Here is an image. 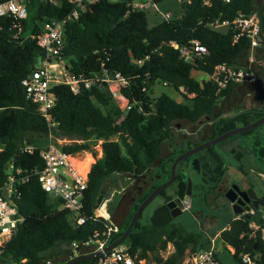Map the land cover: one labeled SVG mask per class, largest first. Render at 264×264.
Returning a JSON list of instances; mask_svg holds the SVG:
<instances>
[{
	"label": "trees",
	"instance_id": "16d2710c",
	"mask_svg": "<svg viewBox=\"0 0 264 264\" xmlns=\"http://www.w3.org/2000/svg\"><path fill=\"white\" fill-rule=\"evenodd\" d=\"M131 1L93 0L76 18L67 19L63 26L62 58L68 60V71L90 79L110 75L112 80L121 79L124 84L119 86L118 92L127 100L124 110L112 106L106 81L95 82L89 89L82 88L76 94L68 85L57 84L51 88L55 102L50 110V121H47L38 113L36 104L26 98L21 85L40 52L36 40L11 38L10 19L0 30V186L7 180L9 164L20 169V173L15 174L17 197L14 201L23 218L8 242V248L1 253L0 257L6 263L44 264L43 261L54 256L70 258L75 252L63 247L68 245H76L79 256L90 254L82 242L96 232L106 231L111 224L120 229L109 243L118 239L138 204L156 185H151L133 210L119 222L113 215L112 206L109 207V219L95 216L97 200L110 178L140 176L151 171L158 181H166L174 158L184 151L183 146L190 148L200 144L183 140L175 151L161 156L164 143L174 139L173 127L177 122L195 123L206 116H214L221 98L264 97V54L259 56L258 82L252 86L229 85L217 92L209 79H196L192 75L193 71L210 74L218 64L245 63L247 40L239 38L235 41L231 30L220 32L209 25L216 19L232 21L239 13L251 14L255 11L253 0L227 3L223 0H189L181 3V17L154 25H149L145 10L132 8ZM162 1L154 0V3ZM27 9L24 26L28 32H35L37 21L67 18L74 5L67 0H58L57 4L30 0ZM191 41L204 45L208 54L188 62L171 45L175 42L184 46ZM156 82L174 88L181 94L182 101H175L164 93L152 97ZM180 87L186 93L181 92ZM191 93L194 96L189 98L187 95ZM219 113L222 112L219 110ZM49 133L54 138L72 140L60 147L73 155L93 153L96 142L101 141L102 155L91 164L87 174L88 187L83 203L88 220L82 225L75 224L67 210L57 209L59 202L56 199L49 201L50 196L40 185L38 171L43 168V160L39 153L41 147H33L34 139ZM114 135L118 139L110 140ZM25 146H32V152H26ZM193 157L199 158L202 169L201 182L195 184V190L203 189L204 183L218 185L225 172L220 157L215 155L216 164L209 172L211 180L202 178L207 175L206 167L209 166L204 162V156L198 153ZM178 168L175 193L184 198L190 175L188 161L180 162ZM159 196L166 198V191ZM258 202L264 209V196ZM171 220L170 211L163 203L153 211L147 226H141L139 221L135 223L126 246L136 261L153 254L156 264H177L187 250L195 252L205 248L203 234L182 227L169 228ZM249 223L250 220L244 217H233L219 234L221 241L234 250L233 258L239 264V256L243 253H260L261 261H264V243L258 235L249 236ZM167 244L172 245L173 251L162 257L159 250H165ZM96 259L74 264H93Z\"/></svg>",
	"mask_w": 264,
	"mask_h": 264
},
{
	"label": "built area",
	"instance_id": "2783aa9c",
	"mask_svg": "<svg viewBox=\"0 0 264 264\" xmlns=\"http://www.w3.org/2000/svg\"><path fill=\"white\" fill-rule=\"evenodd\" d=\"M53 4H57L58 0H40ZM74 5L71 14L64 19H51L37 21V30L28 32L25 28V20L27 19L28 3L30 0H0V30L7 20H11L10 37L13 39H34L39 48V54L35 56L32 68L29 74L21 80L26 98L36 104L38 113L47 121H50V110L54 106L55 98L51 92V88L57 84L68 85L73 93H79L82 88L89 89L93 83L98 81H110L109 78L96 76L94 79L86 78L82 74H73L68 71L62 58V50L64 48L63 26L67 19L76 18L78 14L85 10L87 4L93 0H67ZM130 2L134 9H145L150 6H156L154 0H145L144 3ZM180 4L189 2V0H177ZM230 2V0H223ZM164 20H169L170 12L162 14ZM211 28L227 32L231 30L234 33V40L245 38L247 40V53L245 63L242 65H226L218 64L214 67L210 74H204L215 86L216 91L227 88L229 85L243 86L255 85L258 82V69L261 64L260 54H264V31L262 22L257 13L238 14L232 21L218 20L211 22ZM26 29V32L25 30ZM171 45L178 49L180 57L184 61L193 62L208 54V50L198 41H191L188 45L179 46L175 42ZM139 63V61H138ZM118 77V75H116ZM117 80L120 85L124 82ZM119 90V88H118ZM179 90L186 93L183 87ZM118 91L111 90L110 94L116 96ZM192 98L194 94H188ZM52 137L51 133L48 134ZM2 146L0 145V150ZM24 150L31 153L32 146H25ZM40 156L43 160V168L38 171V179L42 189L48 194H52L59 202L60 208L67 210L73 222L77 225L84 224L88 217L85 214L84 194L88 187V171H82L76 166V154H70L60 145L53 142L47 143L46 146L40 148ZM8 176L6 182L0 186V254L4 251L2 246L4 242H9L12 236L17 232L18 226L22 223L23 218L18 211L14 199L17 197L14 182L15 174L20 173L19 168H14L12 164L8 166ZM258 176L264 181V168L258 173ZM6 193V194H4ZM99 209V210H98ZM98 211V212H97ZM246 213L250 214V237L259 236L264 243V209L251 208ZM95 216L109 219L107 213H102L100 208L95 210ZM238 216L237 218H240ZM119 226L111 224L106 231L102 233L96 232L94 235L82 242V246L87 248L88 253H94L102 250L107 246L112 236L119 231ZM76 246V245H75ZM234 250L232 251V253ZM75 255L70 256L73 258ZM93 264H145V260L136 261L129 251L128 247L123 244L112 248L107 252L101 253L96 257ZM240 264H264L260 253L250 254L243 253L239 256ZM47 264H54L47 261ZM177 264H221L219 261L214 244L210 247L199 249L195 252L187 250L182 259Z\"/></svg>",
	"mask_w": 264,
	"mask_h": 264
},
{
	"label": "rangeland",
	"instance_id": "374dc122",
	"mask_svg": "<svg viewBox=\"0 0 264 264\" xmlns=\"http://www.w3.org/2000/svg\"><path fill=\"white\" fill-rule=\"evenodd\" d=\"M110 1H116V0H110ZM145 0H135L134 3H144ZM254 6H255V12L259 16L262 22V28H264V0H253ZM147 13L148 23L149 25H154L159 22H161L163 19L162 14L165 12H170L171 17L170 19H177L182 16L183 9L181 7V4L177 0H163L160 3H157L156 6H150L144 9ZM264 31V30H263ZM64 64H68V60H63ZM193 77L195 78H201V73L197 71H193L192 73ZM203 78H206V76L203 75ZM108 91L111 90L118 91L120 82L118 80H110L108 81ZM166 94L175 101L181 102L182 96L181 94L176 91L174 88L164 85L161 82H156L152 87V97H157L160 94ZM112 98V106L114 108H121L125 109L127 107V100L123 98L119 92L116 93V96L111 95ZM231 99H228L220 105L219 107L215 108V114L214 117L220 112H222L223 115H231L236 112L238 107L236 106L238 104L237 101H239L242 96H239L238 98H234V96L230 97ZM236 100V101H234ZM234 102V103H233ZM234 104V105H233ZM212 117H208L207 120L209 121ZM206 119H201L198 122L191 123L187 121H180L177 122L174 128V139L172 141H168L164 143L162 150H161V156H164L166 154H170V152L175 151L177 149V145H180L182 141L184 140H191L194 143H201L204 141L205 137H207L208 132V126L209 123ZM201 123V124H200ZM200 124V125H199ZM207 128V129H204ZM192 132V134H191ZM191 135H190V134ZM185 136V137H184ZM118 136L114 135L110 137V140H117ZM34 146L33 147H42L46 143L53 142L57 145H62L65 143H69L72 140L69 139H62V138H54L47 135L39 138L34 139ZM101 141H97L96 145L94 146L93 153L89 152H82L75 155L78 162H76V166L78 164L81 166L84 161L88 158H92V162L90 165L95 162L97 159H99L102 155L101 147H100ZM183 149L186 150L185 146H183ZM215 149L218 150V147L215 146ZM204 154V152H202ZM224 157L228 158V168L226 175L231 178L234 181H239L241 177V172L238 170L237 165L231 160V158L227 155H224ZM178 166L176 168V176L178 174ZM10 171V170H8ZM250 173L247 174L249 179H252L256 187L259 189L257 190L258 193L260 192L261 195L264 196V181L258 176L257 173L253 171H249ZM189 177L192 180V194H191V201H190V207H185L183 204L182 197H179L176 195V184L170 185L168 188L165 189L167 197L170 196V198H164L161 196L155 197L149 205L142 211L141 217L138 219L141 226H147L150 221V217L153 213V211L161 206L163 203H166L169 199H173L177 202L178 206L183 210L182 213L176 217H172V220L170 222L169 228L171 227H182L190 232L195 233H201L203 234V240L205 242V248L210 247L212 244H214V248L216 251V255L221 262V264H239L237 260L233 258L232 252L227 245H225L220 237V232L225 229L229 223V221L234 217L232 214V211L228 209V203L224 199V197L221 195V187L220 183L218 185H214V183H204L203 189L200 191L195 190V184L200 183V175H193L189 172ZM211 180V179H210ZM115 183L113 186L108 189L104 195H102L101 201L98 205V208H100V211L102 213H107L110 217L109 207L112 206L114 208V204L118 197H120L121 193L124 192V189L133 184L132 177H129L128 175H120L116 176ZM134 185V184H133ZM101 195V194H100ZM49 201H54L55 198L52 194L49 195ZM260 196V197H263ZM57 208H60V204L56 206ZM99 210V209H98ZM129 208H127L124 211V216H127L129 214ZM98 212V211H97ZM168 229L165 230L167 232ZM127 240V239H126ZM126 240L122 243L124 246H126ZM232 249V248H231ZM173 251V247L171 244H167L165 250H159V254L162 257H166ZM76 255V252L74 253ZM1 256V254H0ZM67 259V260H66ZM69 259V256L67 258H64L63 256L57 257L54 256V258L50 259L49 261L53 262L54 264H64ZM147 259V260H146ZM144 259L145 264H156L154 260L153 254H148V257ZM44 264H47L46 261H43ZM0 264H10L3 261V257H0Z\"/></svg>",
	"mask_w": 264,
	"mask_h": 264
},
{
	"label": "flooded vegetation",
	"instance_id": "af4514ba",
	"mask_svg": "<svg viewBox=\"0 0 264 264\" xmlns=\"http://www.w3.org/2000/svg\"><path fill=\"white\" fill-rule=\"evenodd\" d=\"M228 99H231V98L230 97L221 98L220 100H218L216 107H219L220 105L225 103V101ZM236 104H238L236 106V108L238 107V109L236 110L234 114L223 115L222 113H218L215 117L210 116L212 118L209 121L207 120L209 116L202 118V119H206L207 122L209 123V126H208L209 133L207 134V137H205L204 141L202 142L213 139L214 137L220 136L238 127L249 125L257 121L258 119H260L262 116H264V97L255 99V98H250L249 96H242V98H240ZM237 116H241V117H237ZM233 124L235 125L232 126ZM226 127L228 128L225 129ZM204 129H207V128H204ZM215 146L218 147V150L215 149ZM244 147L248 149L249 151L248 154L243 150ZM209 148H211V150H209ZM209 148L199 153L202 156H204L203 158L204 162H207L209 165L208 167H206L207 175L203 176L202 178L203 180L212 179V174H210L209 172L213 170V165L216 164L215 155L220 157L222 166L225 170L224 176L220 183L221 184L220 192H221V195L224 197V199L227 201L228 209L230 210V212L232 211L231 203L225 197V194L228 191H230L231 187L233 186L235 187L234 189L238 187L240 190H247L249 188H252L257 194L258 198H260V196H263L260 194V192L258 193L257 190L259 189L256 187L252 179H249L247 174L250 173L249 171H253L257 173L256 167L264 163V122L252 130L242 132L240 134L224 139ZM202 152H205L206 155L202 154ZM224 155L229 156L231 160H233V162L237 165L238 170H240L242 175L241 177H239L240 178L239 181H234L226 175L227 171L229 170L228 168L229 166L227 163V161L229 160L228 158L224 157ZM192 157H189L186 160L189 161ZM129 177H132L133 179L132 183L134 185L131 184L130 186L124 189V192H122L120 197H118V199L116 200L114 204V208H113V215L119 222L123 220L124 211L127 208H129L130 211L133 210V207L138 202L139 198L151 185H156L155 186L156 188L159 184L165 182V181L163 182L158 181L159 178L155 175L154 172H151V171L150 173L147 172L146 174L140 175V176L131 174L129 175ZM115 178L116 176L110 178L108 182L104 184V186L105 185L107 186L104 193L113 186V184L115 183L114 181ZM175 181L172 184H174ZM229 195L236 197V194L232 191L229 192ZM169 200H173V199H169ZM168 201H166V203ZM140 217H141V214L139 218Z\"/></svg>",
	"mask_w": 264,
	"mask_h": 264
},
{
	"label": "water",
	"instance_id": "95a60500",
	"mask_svg": "<svg viewBox=\"0 0 264 264\" xmlns=\"http://www.w3.org/2000/svg\"><path fill=\"white\" fill-rule=\"evenodd\" d=\"M108 78L112 80L113 76L110 75ZM263 122H264V116H262L260 119H258L257 121H255L249 125L238 127L236 129H233L229 132H226L220 136L214 137L213 139L207 140V141L202 142L196 146L190 147V148L182 151L181 153H179L174 158V160L170 166L169 178L165 182L159 184L156 188H154L148 194V196L139 204V206L136 208L134 214L132 215V218H131L128 226L125 228V230L122 232L121 236L118 239L114 240L113 242H111L110 244L105 246L102 250H98L94 253H90V254L82 255V256L75 255L73 258H71L70 260H68L64 264H74L76 262L90 260V259H93V258L99 256L103 252H107V251L111 250L112 248L121 245L128 238L130 231L134 227V225L137 222L142 211L149 205V203L155 197H157L163 190H165L167 187H169L175 181V179H176V168L180 162H182L183 160H185L189 157H192V156L200 153L201 151L219 143L220 141H222L224 139H227V138L232 137L234 135L240 134L242 132L252 130V129L256 128L257 126H259L260 124H262ZM243 150L247 154L249 153V151L246 147H244ZM188 169H189L190 173L193 175H201V172H202L201 162H200L198 157H192L188 161ZM186 183L187 184H186V191H185V196L183 199V204L185 207L188 208V207H190L191 194H192V180L190 177L187 178ZM106 188H107V186L105 185L103 187L101 195L99 196V198L97 200L96 206L99 205L101 198H102V195H103L104 191L106 190ZM234 188H235L234 186L231 187L230 191L234 192L236 194V197L230 196L229 195L230 191H228L225 194V197L231 203L232 214L234 215V217L241 216V217H244L246 219H250L251 215L246 213L245 211H248L251 208L257 209L259 207V202H258L259 198L257 197V194L255 193V191L252 188H249L247 190H240L238 187H236V189H234ZM4 194H6V193H4ZM166 206L170 211L171 217H176V216L180 215L183 211L177 205V203L174 200H169L166 203ZM13 237L14 236H12V238ZM63 247L70 249V250H73L74 252H77V250H78V247L75 245H68V246H63ZM7 248H8V242H4L1 249L6 250Z\"/></svg>",
	"mask_w": 264,
	"mask_h": 264
},
{
	"label": "bare ground",
	"instance_id": "6f19581e",
	"mask_svg": "<svg viewBox=\"0 0 264 264\" xmlns=\"http://www.w3.org/2000/svg\"><path fill=\"white\" fill-rule=\"evenodd\" d=\"M92 162V158L88 157L84 163L80 166L78 165V167L82 170V171H86L90 165V163Z\"/></svg>",
	"mask_w": 264,
	"mask_h": 264
},
{
	"label": "crops",
	"instance_id": "0c3cea01",
	"mask_svg": "<svg viewBox=\"0 0 264 264\" xmlns=\"http://www.w3.org/2000/svg\"><path fill=\"white\" fill-rule=\"evenodd\" d=\"M264 33V32H263ZM263 40H264V35H263ZM263 60V59H262ZM263 62H264V60H263ZM201 73V72H200ZM203 75L204 74H202L201 73V78L200 79H203ZM205 76V75H204ZM196 79H199V78H196ZM123 97V96H122ZM124 98V97H123ZM47 145V144H46ZM79 165V164H78ZM91 166V165H90ZM257 168V174L262 170V168H264V163L262 164V165H259L258 167H256ZM228 226V225H227ZM230 248V247H229ZM230 250H231V252L233 251V249H231L230 248ZM75 255V254H74ZM76 255H78L77 253H76Z\"/></svg>",
	"mask_w": 264,
	"mask_h": 264
}]
</instances>
